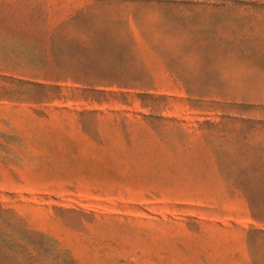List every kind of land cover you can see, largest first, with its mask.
<instances>
[{
    "label": "rangeland",
    "instance_id": "rangeland-1",
    "mask_svg": "<svg viewBox=\"0 0 264 264\" xmlns=\"http://www.w3.org/2000/svg\"><path fill=\"white\" fill-rule=\"evenodd\" d=\"M0 264H264V0H0Z\"/></svg>",
    "mask_w": 264,
    "mask_h": 264
}]
</instances>
